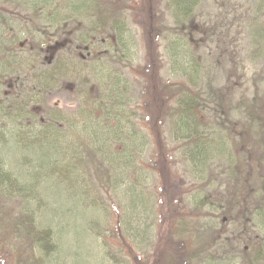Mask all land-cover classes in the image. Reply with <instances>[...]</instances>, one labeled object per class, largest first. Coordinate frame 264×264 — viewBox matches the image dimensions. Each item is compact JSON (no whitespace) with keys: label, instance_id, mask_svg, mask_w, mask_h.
Wrapping results in <instances>:
<instances>
[{"label":"rangeland","instance_id":"374dc122","mask_svg":"<svg viewBox=\"0 0 264 264\" xmlns=\"http://www.w3.org/2000/svg\"><path fill=\"white\" fill-rule=\"evenodd\" d=\"M0 68V264H264V0H0Z\"/></svg>","mask_w":264,"mask_h":264},{"label":"trees","instance_id":"16d2710c","mask_svg":"<svg viewBox=\"0 0 264 264\" xmlns=\"http://www.w3.org/2000/svg\"><path fill=\"white\" fill-rule=\"evenodd\" d=\"M0 70L2 71L1 73L3 74V75H6V73H7V71L5 70V69H3V68H0ZM27 113H28V115H31V111L30 110H28L27 111ZM61 113V112H60ZM2 114L4 115V112L2 111V110H0V120H2L3 119V117L4 116H2ZM0 135H1V137L2 138H7V137H9V135H10V132L9 131H6V130H2L1 131V133H0ZM87 137L85 136V137H82V144H83V146L87 149V150H90L91 152H92V140L91 139H89V138H87ZM0 153H1V151H0ZM1 155V154H0ZM3 155V154H2ZM3 159H5V158H3ZM3 159H1V160H3ZM111 166H113V164H110ZM115 180H114V178L112 177V182H114ZM163 209L161 210V215H160V217L162 216L163 218H166V219H168V210H167V208L164 206V207H162ZM164 212V213H163ZM159 223H161V222H159ZM166 230V227H165V223L164 222H162V224H160L159 225V233H158V237H159V239H158V243L161 241V245H162V243H163V240H164V231ZM151 264H152V262H151Z\"/></svg>","mask_w":264,"mask_h":264}]
</instances>
